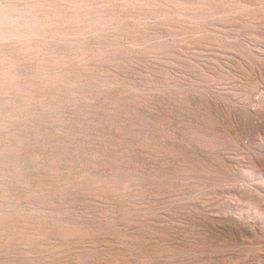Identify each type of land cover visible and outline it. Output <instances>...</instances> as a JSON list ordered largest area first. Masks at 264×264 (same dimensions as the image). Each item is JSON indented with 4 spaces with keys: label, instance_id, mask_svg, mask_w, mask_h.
<instances>
[{
    "label": "rangeland",
    "instance_id": "1",
    "mask_svg": "<svg viewBox=\"0 0 264 264\" xmlns=\"http://www.w3.org/2000/svg\"><path fill=\"white\" fill-rule=\"evenodd\" d=\"M0 264H264V0H0Z\"/></svg>",
    "mask_w": 264,
    "mask_h": 264
}]
</instances>
